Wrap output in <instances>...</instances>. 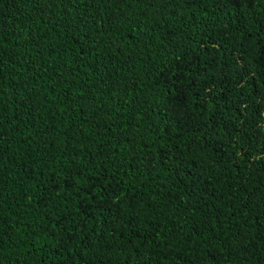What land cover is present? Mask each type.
Wrapping results in <instances>:
<instances>
[{
	"label": "trees",
	"instance_id": "16d2710c",
	"mask_svg": "<svg viewBox=\"0 0 264 264\" xmlns=\"http://www.w3.org/2000/svg\"><path fill=\"white\" fill-rule=\"evenodd\" d=\"M0 264H264V0H0Z\"/></svg>",
	"mask_w": 264,
	"mask_h": 264
}]
</instances>
